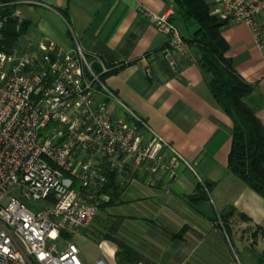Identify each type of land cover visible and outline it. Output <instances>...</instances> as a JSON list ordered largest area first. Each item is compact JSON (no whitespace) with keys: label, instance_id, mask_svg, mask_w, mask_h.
Listing matches in <instances>:
<instances>
[{"label":"crops","instance_id":"crops-1","mask_svg":"<svg viewBox=\"0 0 264 264\" xmlns=\"http://www.w3.org/2000/svg\"><path fill=\"white\" fill-rule=\"evenodd\" d=\"M35 2L51 15L31 12L41 19L32 32L36 42L66 50L79 45L115 66L104 78L106 86L179 154L162 151L170 168L123 164L117 171L121 194L94 219L106 220L107 213L114 221L113 233L105 232L111 237L99 242V258L121 264L118 253L125 248L137 264H264V198L229 170L233 121L209 89L211 74L191 41L198 26L174 13L187 54L167 55V38L151 15L173 7V0H21L30 9ZM261 28L262 46L246 24L226 22L221 32L230 44L227 57L254 87L247 101L264 124ZM111 108L127 111L113 103Z\"/></svg>","mask_w":264,"mask_h":264},{"label":"built area","instance_id":"built-area-1","mask_svg":"<svg viewBox=\"0 0 264 264\" xmlns=\"http://www.w3.org/2000/svg\"><path fill=\"white\" fill-rule=\"evenodd\" d=\"M210 4L219 19L248 25L262 46L264 0ZM174 13L171 6L151 18L167 38L166 54L186 55ZM8 19L0 14V33ZM113 68L79 45L0 48V264H109L85 263L71 238L111 200L109 174L123 164L170 168L164 148L179 157L106 86L101 75ZM112 102L126 113L117 114ZM31 199L42 205L30 208Z\"/></svg>","mask_w":264,"mask_h":264},{"label":"trees","instance_id":"trees-1","mask_svg":"<svg viewBox=\"0 0 264 264\" xmlns=\"http://www.w3.org/2000/svg\"><path fill=\"white\" fill-rule=\"evenodd\" d=\"M172 5L175 13L185 24L198 26L191 41L198 46L201 61L211 74L209 89L219 106L233 121V139L228 157L229 170L264 198V124L257 116L255 108L247 101L254 92L253 85L245 81L234 68L232 60L227 57L230 44L221 32L226 21L211 14V4L207 0H173ZM17 6L18 3L11 7L0 8V13L9 16L8 14H11ZM28 24L30 21L24 22L19 27L18 21L9 16L3 28L0 48L6 50L15 48L19 38L28 31ZM95 69L100 72V65L96 64ZM107 74L101 75L103 81ZM117 177V172L109 174V184L105 192L111 194V200L102 207L111 205L121 194L122 187L117 182ZM208 185L205 184L207 189ZM190 199L196 200L195 197ZM229 211L233 214L236 210L231 207ZM226 215L228 213L221 216L224 218ZM109 237L111 236L108 234L104 235V238ZM137 258L129 249L121 248L118 253L121 264H137Z\"/></svg>","mask_w":264,"mask_h":264},{"label":"rangeland","instance_id":"rangeland-1","mask_svg":"<svg viewBox=\"0 0 264 264\" xmlns=\"http://www.w3.org/2000/svg\"><path fill=\"white\" fill-rule=\"evenodd\" d=\"M207 2L209 4L211 3L210 0H207ZM16 3H18V6L11 14L8 15L18 21L19 27L24 22L30 21V24H28L29 25L28 31L19 38L16 47L21 48V47H25L26 45L28 46L31 45L35 47L41 41L36 42V40L34 39L35 36L33 35L32 32L37 29L41 19L40 16H35V15L31 16L30 14L31 12H36V13L38 12L37 13L38 15H41L40 12L45 15L47 14L46 12L40 10L41 6L39 5L38 2L31 4L30 7L32 8L30 9L29 5H25L21 3V0L17 2H2L0 0V8L11 7L13 5H16ZM15 13H18V16H14ZM0 14L7 15L2 13ZM47 17L51 18V15H47ZM1 39H3V31L0 33V40ZM112 103L121 113H123V110L125 111V108L122 109L121 107V110L119 109V107L117 106V102H112ZM41 205L42 203L34 201L32 199L29 201L28 204V206L32 209H35V207H39ZM105 216H107L104 217L106 220L103 219L98 222L93 220V223H91V225L88 226L87 228L76 229V233L71 237L73 242H75L79 246L81 250V256L84 260H93L95 258L101 257L102 249L99 246V242L104 237L105 232L113 233L112 230L114 227L113 225L114 221L112 220L111 217H108L107 213H105ZM106 227H108L109 229Z\"/></svg>","mask_w":264,"mask_h":264}]
</instances>
